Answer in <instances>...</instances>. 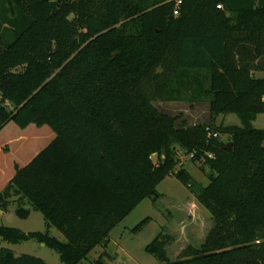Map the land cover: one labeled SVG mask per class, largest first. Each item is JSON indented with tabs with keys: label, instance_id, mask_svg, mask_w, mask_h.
Instances as JSON below:
<instances>
[{
	"label": "trees",
	"instance_id": "trees-1",
	"mask_svg": "<svg viewBox=\"0 0 264 264\" xmlns=\"http://www.w3.org/2000/svg\"><path fill=\"white\" fill-rule=\"evenodd\" d=\"M174 8V0H0V131L12 122L27 135L30 125L47 132L31 153L16 145L29 136L0 145L9 164L0 168V205L26 200L65 241L0 227L3 240H35L59 264H78L173 175L213 225L173 260L167 234L148 253L161 264H264V130L252 126L264 114V0H181L176 16ZM156 101H206L209 123H178ZM228 114L240 125L214 124ZM178 149L207 169L206 185L176 168ZM0 264L46 263L0 249Z\"/></svg>",
	"mask_w": 264,
	"mask_h": 264
},
{
	"label": "rangeland",
	"instance_id": "rangeland-1",
	"mask_svg": "<svg viewBox=\"0 0 264 264\" xmlns=\"http://www.w3.org/2000/svg\"><path fill=\"white\" fill-rule=\"evenodd\" d=\"M66 3L77 0H63ZM56 2V10L60 4ZM258 3V2H257ZM257 5V4H256ZM13 39V37H12ZM258 72L254 73L257 74ZM262 76V75H261ZM7 105V104H6ZM155 107L160 111L171 115L180 116L178 123L186 120L188 124L209 123L210 115L206 101L191 103L163 102L156 101ZM215 125L231 126L240 125V120L235 114L219 115L214 119ZM256 129L264 130V114H258L252 122ZM33 132L29 129L30 135L25 130L19 129L14 123H8L0 131V145L8 141H18L19 138L29 136L30 141L16 144L23 150L31 153L41 148L47 141V132L34 125ZM29 127V128H30ZM221 142H228L227 134H219ZM5 155L9 156L13 169L18 163L12 158V148L10 145L2 148ZM178 165L183 166L192 177L202 186L208 180L205 171L199 166L201 163L192 164L189 155L178 149ZM155 160V157H153ZM24 158L20 156V163ZM8 162L0 155V168H7ZM22 211L27 215L22 216ZM144 220L147 222L138 230L135 228ZM213 225V220L209 212L202 207L190 189L181 183L175 176H166L156 187V197H149L140 202L130 214H128L116 227L112 229L108 236L106 245L95 247L78 264H161L157 258L146 251V246L150 244L158 235H170L172 241L166 246V254L170 260L178 257L180 252L187 246H199L203 243L209 229ZM0 227H11L23 233L46 232L49 236L60 241H65L63 235L55 228L47 229L43 215L35 211L26 201H17L15 197L8 200L6 205H0ZM0 249H9L15 256L22 254L32 255L41 258L46 264H59L60 259L57 252L35 240H28L18 244H12L0 237Z\"/></svg>",
	"mask_w": 264,
	"mask_h": 264
},
{
	"label": "built area",
	"instance_id": "built-area-1",
	"mask_svg": "<svg viewBox=\"0 0 264 264\" xmlns=\"http://www.w3.org/2000/svg\"><path fill=\"white\" fill-rule=\"evenodd\" d=\"M174 1H175V8H174V11H173V15L176 16V15H178V7H179V5L181 3V0H174ZM217 8H222V7H221V5H218ZM210 136L216 137L217 134L208 132V137H210ZM191 156H192V154L189 155V157H191Z\"/></svg>",
	"mask_w": 264,
	"mask_h": 264
},
{
	"label": "water",
	"instance_id": "water-1",
	"mask_svg": "<svg viewBox=\"0 0 264 264\" xmlns=\"http://www.w3.org/2000/svg\"><path fill=\"white\" fill-rule=\"evenodd\" d=\"M51 7V14L53 15L56 12V2L52 1L50 2ZM231 146V143H228L225 148H228Z\"/></svg>",
	"mask_w": 264,
	"mask_h": 264
},
{
	"label": "crops",
	"instance_id": "crops-1",
	"mask_svg": "<svg viewBox=\"0 0 264 264\" xmlns=\"http://www.w3.org/2000/svg\"><path fill=\"white\" fill-rule=\"evenodd\" d=\"M256 73V72H255ZM256 77H261L262 73L258 72L257 74H254Z\"/></svg>",
	"mask_w": 264,
	"mask_h": 264
}]
</instances>
